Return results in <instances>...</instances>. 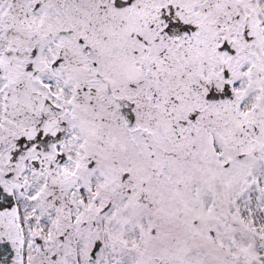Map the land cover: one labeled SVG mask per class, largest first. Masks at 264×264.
<instances>
[{
    "label": "snow or ice",
    "instance_id": "6c2138e0",
    "mask_svg": "<svg viewBox=\"0 0 264 264\" xmlns=\"http://www.w3.org/2000/svg\"><path fill=\"white\" fill-rule=\"evenodd\" d=\"M0 264H264V0H0Z\"/></svg>",
    "mask_w": 264,
    "mask_h": 264
}]
</instances>
